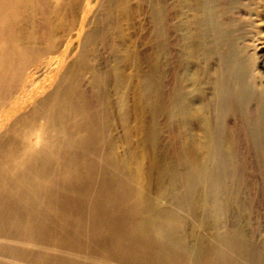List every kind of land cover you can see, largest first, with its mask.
<instances>
[{"label":"bare ground","instance_id":"1","mask_svg":"<svg viewBox=\"0 0 264 264\" xmlns=\"http://www.w3.org/2000/svg\"><path fill=\"white\" fill-rule=\"evenodd\" d=\"M134 3L0 0V264L84 259L49 249L68 242L62 192L85 172L94 201L112 200L102 228L126 264H241L249 253L229 120L264 149V39L252 34L264 0ZM146 10L149 30L139 21L131 39L123 23ZM117 127L124 153L106 137ZM83 145L96 153L86 159Z\"/></svg>","mask_w":264,"mask_h":264},{"label":"rangeland","instance_id":"2","mask_svg":"<svg viewBox=\"0 0 264 264\" xmlns=\"http://www.w3.org/2000/svg\"><path fill=\"white\" fill-rule=\"evenodd\" d=\"M135 1L136 0H132V5H135ZM145 8L149 9L148 6ZM146 11L141 15L133 12L130 23H123L125 30L127 24L131 26L128 30H126L127 33H131V39H133L134 36L135 25L139 21L142 23L144 21L146 30H149V25L151 23L150 15L148 13L149 10ZM257 24V26L252 27V34L256 38L258 37L261 39L262 37L264 39L263 18L258 21ZM105 52V48L101 49V61L106 58ZM256 54L257 66L262 69L261 61L263 56L260 55L261 53L258 51ZM125 71H127L128 74L134 72L132 68H127ZM49 74L47 73L46 75H43V77L40 75L42 77H40V80L44 79ZM82 87L88 103L90 105H96L98 102L97 90L92 87L90 81L87 79L82 81ZM170 89L171 83L168 82L166 90L169 92ZM229 121L236 138L237 157L234 164V169L237 172L238 177L236 180L232 177H228V179H231L234 184H239L238 187L241 191L243 201L247 206V209L245 210L246 212L244 214V226L250 239L249 253H245V255L242 256L240 263L264 264V149H260L252 143L241 117H231ZM122 135L121 128L117 127V130L107 133L106 137L108 140L109 138H113L114 146L116 147L117 151L124 153L127 148V144L124 142ZM172 136L173 135L171 131L164 129V142L166 140L167 143H171H169L170 145L165 143V145H167L172 158H175V155L177 154V148L173 143ZM111 146L112 144H110V146L108 144L107 148ZM82 150L84 151V157H87L86 159L96 153L92 150L90 145H83ZM87 166L91 167V165ZM67 183V185L71 186L72 188L70 191H68V189L63 191L62 195L65 197L66 203L69 204V207H71L68 213H70V215H74V222L72 225L69 224V226H72V228H68L70 229L67 232L68 242L63 245V242H56V240H54L55 246L51 245L49 250L52 253L56 252V256L60 258V256H65L67 252L73 249H81V252L84 254V259H82V255H80V260L71 262L72 264H120L117 261H122V264H126V260L124 262L121 251L115 250V248L118 247L116 243L111 242V234L103 231L102 227L105 225L103 222V213L105 211L107 212L106 204L108 206L109 203L112 205V200L105 202V198H102L100 199L101 201H94V197L92 196L93 191L91 190L98 183L97 177L94 179L90 173L85 172L81 175H78L77 180L75 176L71 175ZM102 191L104 190H100V192ZM154 192L156 191L154 190L152 193ZM94 211H97V214H94ZM232 219L233 217H231V220ZM55 247L56 249H54ZM106 254L109 255V259L105 258ZM61 261L65 260H59L50 257L47 264H61L59 263ZM44 264L46 263L44 262Z\"/></svg>","mask_w":264,"mask_h":264}]
</instances>
